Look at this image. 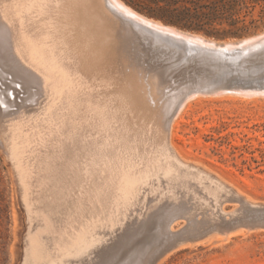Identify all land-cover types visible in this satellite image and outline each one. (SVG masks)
I'll return each instance as SVG.
<instances>
[{
	"label": "rangeland",
	"instance_id": "rangeland-1",
	"mask_svg": "<svg viewBox=\"0 0 264 264\" xmlns=\"http://www.w3.org/2000/svg\"><path fill=\"white\" fill-rule=\"evenodd\" d=\"M123 1L129 6L133 7L135 10L149 17L161 20L166 24L174 25L190 32L205 35L208 38L219 42L238 41L264 32V0H240L236 4H233L231 0H201L198 5H224L223 8L225 11H227V15L225 17L221 19H215L211 21V23H204V21H201V19L196 17H189L186 19L184 18L182 19V23H174L162 18L165 17L175 20L177 19L176 14L178 11H184L185 8L188 7H191L192 11H194L195 4L189 0ZM231 13H234V15L231 16ZM109 14L110 22L112 24L129 28V25L126 21L114 15V13ZM233 20H238V22L236 24H232ZM197 25H203L204 28L209 29L210 32L198 29ZM236 27L244 28L236 34L232 32H224L235 29ZM70 29H72V26L66 27L68 44L72 43V40L74 41L73 36L72 38L70 36L73 34V30ZM3 45V48H0V54H3V52L6 53L8 49L6 44ZM147 46L148 45L143 47L145 50L138 51L132 43H127L125 45V55L130 59H139V62L145 66H148V64L150 65L151 63L150 66H152V68L163 72L160 74V76L165 79L167 86L155 89V96L151 101L153 96L150 95V90L143 87V74L140 75V77H142L140 78L141 80L139 79L142 85L133 83L126 77H120L121 74L118 70L119 68H117V61L112 62L109 65H105L103 68L95 71L98 73V75L95 74V72H91V76L90 74H87V76L91 78V89H85L83 94L80 95V101H75L70 107H65L63 109L64 121L60 129L54 130L51 135H47L45 142L38 146L36 150L37 156L32 158V162H34V166L32 167V175L34 177L31 178L32 185H28V187L27 185H25V187L21 186L17 181L12 160L9 159L10 157H8V151L6 152L10 145V131L8 129L9 124L12 121L20 119L19 114L22 113L19 112L20 110H28L27 114L25 115L26 120L31 116L38 115L40 111H42V106L45 103V94L35 83H31L32 87L34 86L35 88H30V84H21L23 80L12 75L13 72L9 67L10 64L6 65L9 63V60L5 58L0 61V71L2 72L1 75H3L0 76V89L3 87L6 88H3L0 91V101L2 102H0V107L3 111L8 113H6L7 115L4 117L3 115L2 117L0 115V119L2 118L0 120V125L2 126H0V130L2 129L0 134L4 135H1L3 138L0 136V264H25L27 254L29 256V261L26 264H264V92L252 91L254 94H248L250 91H247L246 89H221L219 91H212L211 88L214 84L218 83L223 86L225 77H231L232 74H229V71L225 70L227 67H219L216 65L215 61H211L210 64L203 65L204 63H209V60H205L201 57L196 59H187L183 56V54L180 53L179 50L170 49L163 45H159L155 49ZM5 53L3 55H6ZM143 53H149L146 56L147 58L145 57L143 59V55H141ZM245 58H247V61L244 62V67L246 66L249 69L248 72H251L252 74H259L264 71V43L256 47L251 53L245 55ZM4 62L6 64H4ZM196 65L198 66L196 67ZM6 66L10 69H7ZM237 67L243 69V66L240 67L237 65ZM149 74L150 72L146 73L144 78L145 81L148 79ZM4 75L6 77H4ZM102 75L105 76L103 77ZM2 77L5 78V80L7 79L6 82L10 80L11 83H6L5 80H1L3 79ZM245 78L249 79L248 77ZM93 82H96V84ZM98 82L102 83L99 84ZM3 83L5 86H2ZM6 84L11 88L9 89L6 87ZM24 84L26 87L29 86V89L25 88L26 90L28 89V92L31 90L33 91V89L36 91H31L28 94V92H25L23 89ZM199 86L206 88L207 91L199 92L195 97L191 98L175 118L171 127V144L176 147L175 150L181 159L199 166L205 171L210 172L215 177H219L225 183H227V185L237 190L239 194H236L235 192L226 188L220 190L218 196L216 197L210 194V191H205L206 189L210 190L211 181L206 178V174L203 172L195 173L181 170L180 168L173 166L171 162L168 163L162 158L159 159L160 161L158 160L159 166L156 165L158 168L156 166L155 168L153 166L154 164L151 166L149 162L146 161V152L155 150L159 146L161 134L160 131L155 133L153 130V127L157 125L156 119L154 118L153 120V117L151 116H148V118L146 114L142 115L143 111L144 113L148 112L147 106H142L143 104L145 105L144 101H147L148 107H150V105L152 106L149 108V111L151 109L155 110L153 103L154 100H158V97L161 99L158 102L162 103V97L165 99L167 93L168 95H175L172 98L173 100L176 98V96L178 97L180 94H182L184 89H196V87ZM15 87H18L16 88L18 91L15 89ZM140 87L142 89L144 88L145 90H142ZM129 88L131 89L129 90ZM158 89L162 91L160 92ZM3 91L6 92L3 93ZM88 91H90V93H88ZM98 91L100 93H98ZM6 93L7 96L9 95L8 97L12 99V103L15 102L17 97L16 102L11 104V107L8 103L3 102V95L5 96ZM24 93L26 95V100L24 99ZM38 93H42L41 96H39ZM20 94L22 96H20ZM102 95L105 96L103 97ZM148 95L150 96L148 97ZM156 95H158L157 98ZM23 96L24 98H20ZM100 96L102 99H100ZM120 96H123L125 101H129L128 98L130 97L129 99H131V102H121V99H119ZM36 97L38 99H36ZM124 98H122V101H124ZM117 99H119V101ZM20 100L23 101L19 102ZM134 100H136V103H133ZM100 101L102 103H100ZM30 102H33L34 104H31ZM128 104H130L132 107H129ZM135 106L139 107L136 108L137 111ZM140 107H143V111L140 109ZM31 108H33V111H31ZM3 118L4 120L6 119V121H4ZM141 121V126H146L144 127L145 129L140 126ZM2 123H4L6 126H4ZM133 123L135 127L133 126ZM147 123H150L148 125L149 127H147ZM124 124L129 126L127 131H125L126 128L124 130L126 134L121 135L122 131H120V133H117V131L119 132L118 128L121 129ZM136 127L141 130L137 129ZM106 128L108 129V133ZM135 130L136 132H134ZM110 134L112 135L110 136ZM118 134L119 138L121 136L120 139L117 136ZM151 135L153 137H151ZM113 136L117 137L115 138ZM124 136L125 140H127V138L129 139L127 142L130 145L128 148H123L124 150H122L123 145L120 143V140L123 139ZM145 136L146 138H144ZM112 137L113 140L111 139ZM147 138L149 139L147 140ZM114 140H117L116 142L119 143H115ZM130 140L132 141V144ZM4 143L6 144L7 148L5 147ZM116 144L119 147L122 146L119 148V151ZM112 145L113 147L115 146V149H111ZM136 147L139 148L137 149ZM157 149L156 151H158ZM127 150L130 152V154L127 152ZM108 152H111V154H108ZM142 152L144 157L142 156ZM92 153L94 154L92 155ZM118 153H120L119 156H117ZM112 155L114 156L113 158ZM126 155L128 157H126ZM129 155H134V157H131L133 159L135 158L134 161H136V164H139L140 166L133 164L135 165L133 167L131 163L135 162L132 158H129ZM89 158H93L91 159L92 161H90ZM125 158L129 162H127ZM141 158L143 160H141ZM106 159L109 160L106 161ZM111 159H114L113 162ZM123 162L126 164H124V168L126 170L128 169L127 171H129V168L132 167L133 169H136L137 171L134 170V172L136 171L135 174L132 170L130 171L133 172V174H131L130 171L127 172L122 167ZM108 163L109 165H107ZM111 163L114 165V168L110 167L113 166ZM116 163H119L122 166ZM144 163L148 169L140 168V172L137 167L144 166ZM162 163H164V165ZM127 164L132 167L127 168ZM150 166L154 169H150ZM116 167H119V169ZM122 169L124 170L122 171ZM67 171L70 174L67 173ZM93 171H97V175H94L95 173ZM122 172H127L129 174L127 175L126 173L125 177V174ZM91 173L93 175H91ZM121 174H123L124 177H122L123 175ZM115 175L117 177L119 176L117 178L119 180L116 179ZM68 176L70 179H67ZM93 176L97 177V179ZM104 177H107L108 181H106L107 178ZM204 177L206 179H204ZM197 178L201 180L203 179L202 182L204 184L201 182V180H197ZM107 183H111V185L113 183V185L111 186ZM114 185H116V188L118 186L122 187H119L117 190L115 187H113ZM205 186L209 187V189ZM171 187H173V189ZM106 188H108L107 191L105 190ZM110 188L114 191L115 195H113L114 193H111L112 190ZM23 189L26 190V192L24 191L23 193ZM121 190L124 192H121ZM184 190L187 191L185 192ZM85 191L88 192L85 193ZM104 192L110 193L107 195ZM26 193L28 194L25 195ZM57 194L59 196H57ZM122 194L124 198L122 197ZM95 195L97 196L95 197ZM104 195L106 198L107 196H111L113 198L110 197L108 200H106V198H102ZM115 196H117L116 198L120 196V198L117 199L118 201L116 200ZM112 201H114V205L111 204ZM177 201L182 203L180 204ZM103 203L106 205V207H109L108 210L104 209L106 207ZM107 203L108 205H111L107 206ZM169 203L170 206H168ZM161 205L164 207L162 208ZM110 206H113V208H115L114 206H117L116 209L118 207L119 208L117 210L114 209V211L116 210L114 212L113 209L111 211ZM174 206H178L179 209L177 210V208ZM29 207L32 209L30 210ZM95 208L99 209V211H96ZM221 208H223L224 211H222ZM93 209L95 210L93 211L95 214L97 212L96 215L93 214V212L91 213ZM160 209L164 214L160 212ZM30 211L32 215L30 214ZM79 211L80 215L78 213ZM183 211L185 214H182L184 213ZM98 213L100 215H98ZM165 213L171 215H166ZM215 213L219 217L220 222L225 220H243L241 221V224L230 231L233 232V234L226 240H220L219 238L215 237L208 238L213 234L222 233L221 230L210 231L205 227H201L193 231L190 230V219L202 221L206 217L214 216ZM86 214L89 215V218L88 216H85ZM49 215L50 217H48ZM81 215H84V219ZM72 216L75 218L73 219ZM75 219L77 222H80V224H75ZM86 219L88 220L89 224H82V222H87ZM34 221L40 226L44 225V227L36 225ZM33 225L36 226V229L33 227ZM48 225L50 227H48ZM73 227L74 230L79 229V231L75 230L77 231L75 232ZM50 228L53 230H48L50 233L48 234L46 229ZM67 228L68 231H66ZM32 229H35V231L38 232L34 233ZM39 229L44 230L40 231ZM54 229H56V232L52 235V232L55 231ZM39 231L42 233H39ZM58 231H61L60 235ZM124 232H126V235ZM161 232H164L162 233L163 235H160ZM118 233L120 234V237L118 236ZM62 236H64V238ZM65 236L68 238L66 239ZM125 236L126 238H124ZM141 237L143 238L141 239ZM144 238L145 240H143ZM119 239L121 240L119 241ZM60 242H64L65 244L63 243L61 246ZM29 243L33 245L31 246ZM54 244H57V246L59 245L58 247L64 249L62 250L59 248L61 251L58 252L59 249L54 247ZM110 244L112 246H123L124 249L127 250L126 258L122 260L121 253L118 250L109 251L110 253L105 252L102 254V248L105 245L111 246ZM142 246L143 253L145 252L147 254L145 256L146 259H143V262L140 261L141 256H139L138 252L139 248ZM158 246H160V249ZM55 249H57V251ZM46 250L48 251L46 252ZM54 250L55 253H53Z\"/></svg>",
	"mask_w": 264,
	"mask_h": 264
},
{
	"label": "bare ground",
	"instance_id": "bare-ground-1",
	"mask_svg": "<svg viewBox=\"0 0 264 264\" xmlns=\"http://www.w3.org/2000/svg\"><path fill=\"white\" fill-rule=\"evenodd\" d=\"M109 13H114V15L120 17L122 20L126 21L129 25V28H125L123 26H119V25H114L110 22V14ZM68 26H72L73 30V34H71V38L73 36L74 41L72 40V43L68 44L67 41V30L66 27ZM66 30V31H65ZM81 39V40H80ZM83 40V42H82ZM144 40V42H143ZM70 42V40H69ZM127 43H132L133 46L136 48V50L138 51H143L145 49H143V47H146V45L152 47L153 49H155L157 46L159 45H163L165 47H168L170 49H175V50H179L181 54H183L184 57H186L187 59H196L198 57H201L205 60H209V63H204L205 64H210L211 61H215L216 65L219 67H224L227 69H225L226 71H229V74H232L230 78H227L228 76L225 77L224 79V85L221 86L220 84L216 83L212 86L211 90L212 91H219L221 89H246L248 92V94H254V92L252 91H262L264 92V71H262L259 74H252L251 72H248L249 69L245 66L244 67V62L247 61V58H245V55L251 53L256 47H258L259 45L264 43V32L254 35L252 37H248V38H244L242 40H238V41H225V42H219V41H215L212 40L210 38H208L205 35H200L194 32H190L184 29H181L177 26L174 25H170V24H166L161 20L149 17L145 14H142L141 12L135 10L133 7L129 6L128 4H126L123 0H0V48L2 49L4 46L3 44H6L7 46V51L6 53L3 52V54L5 53L6 55L0 54V61L3 59H7L9 60V63L6 64L4 62V64L9 65L10 64V68L13 72L12 75H14L15 77H18L19 79H22L21 84L25 83V84H30L31 83H35L40 87V90L42 92H44L45 94V103L42 106V111H40V113L36 116H31L29 119H25V115L27 114V109L25 110H20L19 112H22L21 114H19L20 119L16 120V121H12L9 124V131H10V145L8 150H6V152L9 154L8 157H10L9 159L12 160V164L14 166L13 169H15V173L17 176V181L19 182V184L23 187H25V185H32V181L31 178L34 177L32 175L33 172V166H34V162H32V158H35L37 156L36 150L38 148L39 145H42L45 142V139H47V135H51L54 130H59L62 123H63V109L65 107H70L73 102H78L80 101V95L83 94L85 89L90 90L91 89V85L90 84V79L89 76H87V74L89 75L91 72H95L98 71V69L103 68L105 65H109L112 62L117 61L118 62V70L120 71V77H126L127 79L131 80L133 83L136 84H140L142 85V83H140L139 79L142 78L140 77L141 74H143V87H145L146 89L150 90V95L153 96V98L151 99V101L154 99L155 96V89L160 88V87H166L167 84L165 82V79L163 77L160 76V74H162L163 72L158 71L154 68H152L151 63L150 65L148 64V66L142 65L139 62V59H130L128 58V56L125 55V45ZM147 46V47H148ZM147 51V50H146ZM1 53V50H0ZM141 53V52H139ZM147 54L149 53H143L141 55H143V59L147 56ZM147 58V57H146ZM242 59V60H241ZM241 60V61H240ZM240 61V62H239ZM200 64V63H199ZM198 64V65H199ZM1 65V64H0ZM196 65V67L198 66ZM237 65H239L240 67L243 66V69L237 67ZM208 66V65H207ZM7 67V66H6ZM5 67V68H6ZM9 67H7V69H10ZM201 67V66H200ZM204 67V66H203ZM199 68V67H198ZM208 68V67H207ZM3 69V66H2ZM204 69V68H202ZM241 69V70H240ZM10 70V73H11ZM6 72V71H4ZM150 72L148 79L145 81L144 78L146 76V73ZM233 72H237V73H233ZM1 71H0V76L1 75ZM92 74V73H91ZM90 74V76H91ZM95 74L98 75V73L95 72ZM102 74V73H101ZM100 74V75H101ZM174 74V73H173ZM228 74V75H229ZM11 75V76H12ZM99 75V76H100ZM9 76V75H8ZM7 76V77H8ZM12 76V77H14ZM98 76V77H99ZM103 77L105 75H102ZM4 77H6L4 75ZM10 77V78H12ZM101 77V76H100ZM102 77V78H103ZM245 77H248L249 79H246ZM3 78V77H2ZM9 78V79H10ZM8 79V80H9ZM13 79V78H12ZM11 79V80H12ZM16 79V78H15ZM14 79V80H15ZM94 79V78H93ZM124 79V78H123ZM262 79V80H259ZM1 80H5V78L1 79ZM7 80V79H6ZM5 80V82H6ZM141 80V79H140ZM3 82V81H1ZM11 83L10 80L7 81L6 83ZM19 82V83H20ZM128 82V81H127ZM142 82V81H141ZM255 82V83H254ZM15 83V82H14ZM17 83V84H19ZM96 84V82H93ZM99 83V82H98ZM102 83V82H101ZM99 83V84H101ZM111 83V82H110ZM124 83V82H123ZM130 83V82H129ZM128 83V84H129ZM20 84V85H21ZM24 84V91L28 92L27 90L29 89V86H25ZM103 84H104V80H103ZM108 84V83H107ZM113 84V83H112ZM127 84V83H126ZM4 85V83L2 84V86ZM110 85V84H109ZM5 86V85H4ZM116 86V85H115ZM128 86V85H127ZM126 86V87H127ZM1 87V86H0ZM6 87H8L9 89L11 88L9 85L6 84ZM19 87V86H18ZM18 87H15L18 88ZM34 87V86H33ZM32 85L30 88H33ZM103 87V86H102ZM105 87V86H104ZM107 87V86H106ZM112 87V86H111ZM130 87V86H129ZM4 89H6L5 87H3ZM2 88V89H3ZM25 88H28L27 90ZM35 88V87H34ZM37 88V87H36ZM110 88V87H109ZM128 88V87H127ZM141 88V87H140ZM0 89V91L2 90ZM14 89V87H13ZM12 89V90H13ZM20 89V88H19ZM99 89V88H98ZM97 89V90H98ZM102 89V88H101ZM104 89V88H103ZM113 89V88H111ZM131 88H129L130 90ZM142 89V88H141ZM144 89V88H143ZM142 89V90H143ZM17 90V89H16ZM14 90V91H16ZM35 89H33L34 91ZM39 90V88H38ZM39 90V91H40ZM96 90V89H95ZM122 90V89H121ZM127 90V89H126ZM145 90V89H144ZM9 91V90H8ZM18 91V90H17ZM32 91V90H31ZM30 91V92H31ZM32 91V92H33ZM36 91V90H35ZM110 91V90H109ZM113 91V90H112ZM158 91H162L159 90ZM207 91L206 88H203L201 86L196 87V89H190L188 90V88L184 89V92L182 94H180L178 97L176 96V98H174L172 100V98L175 96L173 94L165 96V99L162 97V103H159L158 101L161 100L159 99L158 95H156V98L158 97V100H154V109H151L149 111V108H151L152 106L150 105V107H148V103L147 101H144L145 105L143 104L142 106H147L148 108V112L143 111V107L140 109H142L143 113L142 115L146 114L147 117L151 116L153 117L152 119L154 120V118L156 119L157 125H155V127H153L154 132L157 133L158 131H160L161 134V141L159 143V146L156 148L158 151L155 150H151L150 152H146L147 154H145V158L146 161L149 162V164L155 167L156 165L159 164L158 160L159 159H164L165 161H167L168 163L171 162V164H173V166L180 168L181 170L184 171H191V172H195V173H199V172H203L204 174H206V178L211 181L210 184V190H205V191H210L209 193L214 195V196H218L220 190L222 189H226L228 188L229 190L235 192L236 194H239L237 190L233 189L231 186L227 185V183H225L222 179H220L219 177H215L213 176L210 172L205 171L204 169L200 168L197 165H194L192 163L186 162L183 159L180 158V156L178 155V153L176 152V147L174 145L171 144V127L172 124L175 120V118L178 116V114L180 113V111L182 110V108L185 106V104L193 97H195L197 95V93L199 92H205ZM6 92V91H5ZM3 91V93H5ZM11 92V91H10ZM9 92V94H10ZM28 92V94L30 93ZM95 92V91H94ZM125 92V91H124ZM146 92V91H145ZM143 92V93H145ZM176 92V91H175ZM12 93V92H11ZM16 93V92H15ZM23 93V92H22ZM88 93H90V91H88ZM97 93V92H95ZM98 93H100L98 91ZM113 93V92H112ZM130 93V92H129ZM42 94V93H41ZM41 94L38 93L39 96H41ZM103 94V93H102ZM120 94V92H119ZM141 94V93H140ZM148 94V93H147ZM146 94V95H147ZM179 94V92H178ZM17 95V94H15ZM19 95V93H18ZM25 95V93H24ZM34 95V94H33ZM107 95V94H106ZM123 95V94H122ZM148 95V97L150 96ZM161 95V94H159ZM9 96V95H8ZM6 95H3V102L8 103L11 107V104L15 103V102H11L12 99H10L9 97ZM20 96H22L20 94ZM38 96V98H39ZM43 96V95H42ZM96 96V95H95ZM98 96V95H97ZM103 96V95H102ZM105 96V95H104ZM103 96V97H104ZM131 96V95H130ZM143 96V95H142ZM151 96V97H152ZM164 96V95H163ZM5 97V98H4ZM14 97V99H15ZM28 97V95H27ZM30 97V95H29ZM101 97V96H100ZM127 97V96H126ZM132 97V96H131ZM147 97V96H145ZM20 98H24L20 97ZM19 98V99H20ZM36 97V99H38ZM44 98V96H43ZM122 98H124L123 96H120L119 99H121V102H131V99L128 98L129 101H122ZM26 100V95L25 98ZM32 99V98H31ZM84 99V97H83ZM102 99V97L100 98ZM119 99H117L119 101ZM127 99V98H126ZM143 99V98H142ZM141 99V101H142ZM42 100V99H40ZM44 100V99H43ZM82 100V99H81ZM93 100V99H92ZM140 100V99H139ZM137 100V101H139ZM23 101V100H22ZM21 100L19 102H22ZM29 101V99H28ZM36 101V100H35ZM149 101V98H148ZM1 102V101H0ZM41 102V101H40ZM2 103V102H1ZM4 103V104H5ZM31 103V102H30ZM33 103V102H32ZM31 103V104H32ZM100 103H102L100 101ZM115 103V102H114ZM124 103V104H125ZM133 103H136V100H134ZM140 103V102H139ZM151 103V104H152ZM18 104V103H17ZM29 104V103H28ZM34 104V103H33ZM131 104V103H130ZM130 104H128L129 107ZM150 104V102H149ZM122 105V104H121ZM7 106V105H6ZM13 106V105H12ZM18 106V105H17ZM25 106V105H23ZM36 106V105H33ZM41 106V105H40ZM108 106V105H107ZM113 106V105H112ZM134 106V105H133ZM15 107V106H14ZM20 107V106H19ZM22 107V106H21ZM27 107V106H26ZM18 108V107H16ZM23 108V107H22ZM20 108V109H22ZM39 108V107H38ZM122 108V107H121ZM128 108V107H127ZM139 108L135 106V109ZM146 108V107H145ZM146 108V109H147ZM33 108H31V111ZM129 109V108H128ZM127 109V110H128ZM134 109V108H133ZM11 110V109H9ZM8 110V111H9ZM19 110V109H18ZM30 110V109H29ZM79 110V109H78ZM120 110V109H119ZM12 111V110H11ZM85 111V110H84ZM129 111V110H128ZM137 111V109H136ZM141 111V112H142ZM120 112V111H119ZM124 112V111H123ZM126 112V111H125ZM131 112V111H130ZM6 111H3L0 107V115L2 117L7 115ZM118 113V112H117ZM13 114V112H12ZM29 114V112H28ZM104 114V113H103ZM122 114V113H121ZM18 115V114H17ZM88 115V114H87ZM123 115V114H122ZM126 115V114H125ZM141 115V116H142ZM10 116V115H9ZM74 116V115H73ZM78 116V115H77ZM95 116V115H94ZM93 116V117H94ZM134 116V115H133ZM75 117V116H74ZM91 118V117H90ZM139 118V117H137ZM149 118V117H148ZM2 119V118H1ZM0 119V120H1ZM11 119V118H10ZM99 119V118H98ZM4 120V118H3ZM83 120V119H82ZM81 120V121H82ZM125 120V119H124ZM151 120V119H150ZM149 120V121H150ZM165 120V121H164ZM6 121V119L4 120ZM68 121V120H67ZM96 121V120H94ZM130 121V120H128ZM3 122V121H2ZM124 122V121H123ZM122 122V123H123ZM126 122V121H125ZM131 122V121H130ZM137 122V121H136ZM145 122V121H144ZM152 122V121H151ZM78 123V122H77ZM140 123V122H139ZM4 124V123H2ZM66 124V123H65ZM71 124V123H70ZM86 124V123H85ZM84 124V125H85ZM95 124V123H93ZM130 124V123H129ZM146 124V123H145ZM150 123H147V127H149ZM152 124V123H151ZM83 125V126H84ZM92 125V124H91ZM97 125V124H96ZM119 125V124H118ZM137 125V124H136ZM142 125V121L140 123V126ZM1 126V125H0ZM4 126H6L4 124ZM71 126V125H70ZM129 126V125H128ZM128 126L126 124H124L122 126V128H118L119 132L117 131V133H120V131H122L121 135L126 134L124 132L125 128L127 131ZM134 126V123H133ZM2 127V126H1ZM82 127V126H81ZM135 127V126H134ZM142 127V126H141ZM140 127V128H141ZM146 127V126H144ZM142 127V128H144ZM8 128V127H6ZM96 128V127H95ZM115 128V127H114ZM137 128V127H136ZM91 129V128H90ZM131 129V128H130ZM139 129V128H137ZM136 129V130H137ZM145 129V128H144ZM149 129V128H148ZM2 130V129H1ZM0 130V131H1ZM4 130V129H3ZM82 130V129H81ZM80 130V132H81ZM88 130V128H87ZM94 130V129H93ZM107 133H108V129L106 128ZM111 130L113 131V129L111 128ZM136 130L134 132H136ZM141 130V129H139ZM5 131V130H4ZM130 131V130H129ZM144 131V130H143ZM65 132V130H64ZM88 132V131H87ZM104 132V131H103ZM115 132V131H114ZM1 133V132H0ZM4 133V132H3ZM112 133V132H111ZM141 133V132H140ZM149 133V132H148ZM152 133V132H151ZM150 133V134H151ZM81 134V133H80ZM83 134V133H82ZM116 134V133H114ZM113 134V135H114ZM132 134V133H131ZM146 134V133H145ZM3 134H0V136ZM112 134H110L111 136ZM140 135V134H139ZM155 135V134H154ZM4 136V135H3ZM3 136H1L3 138ZM119 138V134L117 135ZM117 136H113V137H117ZM149 136V135H148ZM156 136V135H155ZM154 136V137H155ZM6 137V136H5ZM113 137L111 138L113 140ZM150 137V136H149ZM151 137H153L151 135ZM121 138V136H120ZM119 138V139H120ZM130 138V137H129ZM146 138V136L144 137ZM143 138V139H144ZM80 139V138H79ZM124 139V140H123ZM123 139H121L120 143L123 145L120 146L122 147V150H124L123 148H128L130 144H128V138L127 140H125V136L123 137ZM132 139V138H130ZM137 139V138H136ZM134 139V140H136ZM149 138H147L148 140ZM155 139V138H153ZM140 140V139H139ZM142 140V139H141ZM146 140V139H145ZM69 141V140H68ZM98 141V140H97ZM109 141V140H108ZM106 141V142H108ZM117 140H114L115 143H119L116 142ZM131 141V140H130ZM47 142V141H46ZM79 142V141H77ZM110 142V141H109ZM108 142V143H109ZM144 142V141H143ZM155 142V140H154ZM86 143V141H85ZM141 143V142H139ZM139 143H135V144H139ZM5 144V143H4ZM66 144V143H65ZM113 144V143H112ZM120 144V145H121ZM132 144V141H131ZM134 144V141H133ZM152 144V143H151ZM3 145V144H2ZM77 145V144H76ZM105 145V143H104ZM111 145V144H110ZM117 145V144H116ZM67 146V145H66ZM72 146V145H71ZM108 146V145H107ZM118 146V145H117ZM174 146V147H173ZM6 147V144H5ZM118 146V151L119 148ZM7 148V147H6ZM114 148L115 146L111 147V149ZM131 148V147H130ZM134 148V147H133ZM137 149L139 147H136ZM135 148V149H136ZM85 149V148H84ZM136 149V151H137ZM72 150V149H71ZM101 150V148H100ZM109 150V149H107ZM5 151V150H4ZM58 151V150H57ZM70 151V150H69ZM96 151V150H95ZM110 151V150H109ZM39 152V151H38ZM71 152V151H70ZM112 152V150H111ZM111 152L108 154H111ZM127 152L130 154V152L127 150ZM43 153V152H42ZM63 153V152H62ZM78 153V152H77ZM96 153V152H95ZM101 153V151H100ZM98 153V154H100ZM114 153V152H113ZM117 153V152H116ZM121 153V152H120ZM117 154V156H119V154ZM124 153V152H123ZM140 153V152H139ZM136 153V154H139ZM67 154V153H66ZM80 154V153H78ZM94 153H92L93 155ZM102 154V153H101ZM107 154V152H106ZM104 154V155H106ZM122 154V153H121ZM127 154V153H126ZM132 154V153H131ZM41 155V154H40ZM103 155V156H104ZM114 155V154H113ZM112 155V158L114 157ZM123 155V154H122ZM121 155V156H122ZM110 156V155H109ZM124 156V155H123ZM132 156V155H131ZM129 155V158L134 157V155L131 157ZM142 156L143 152H142ZM94 157V156H93ZM100 157V156H99ZM126 157H128L126 155ZM109 158V157H108ZM78 159V158H77ZM91 159L93 158H89L90 161H92ZM115 159V158H114ZM114 159H111L112 162ZM124 159V158H123ZM126 159V158H125ZM133 159V158H132ZM80 160V158H79ZM95 160V159H94ZM97 160V158H96ZM95 160V161H96ZM105 160V159H104ZM109 159H106V161ZM121 160V158H120ZM127 160V159H126ZM135 160V158L133 159V161ZM136 160H140V159H136ZM141 160H143L141 158ZM77 161V160H76ZM89 161V162H90ZM98 161V160H97ZM100 161V160H99ZM125 161V160H123ZM160 161V160H159ZM73 162V161H72ZM88 162V163H89ZM127 162H129L127 160ZM132 162V161H131ZM135 163H131L136 164V161H134ZM142 162V161H140ZM58 163V162H57ZM99 163V162H98ZM103 163V162H102ZM106 163V162H105ZM139 163V162H137ZM143 163V162H142ZM141 163V165H142ZM87 164V163H86ZM101 164V163H100ZM119 164V163H116ZM125 162H123V166L121 165L123 168ZM130 164V163H129ZM147 164V162H146ZM148 164V165H149ZM164 165V163H162ZM167 164V163H165ZM170 164V165H171ZM98 165V164H97ZM96 165V166H97ZM109 165V163L107 164ZM111 165H113L111 163ZM128 165V164H127ZM137 166H140L139 164H136ZM88 166V165H87ZM135 165H133L134 167ZM144 166L145 163H144ZM137 167V169L140 168H147L148 167ZM151 166L149 167L150 169H154L151 168ZM159 166V165H158ZM158 166H156L158 168ZM169 166V165H168ZM75 167V165H74ZM99 167V166H98ZM114 168L113 166H110ZM132 167V166H127V168ZM129 168L130 170H132L134 172L133 169ZM155 167V168H156ZM95 168V166H94ZM101 168V167H100ZM104 168V167H103ZM102 168V169H103ZM109 168V167H108ZM117 168V167H116ZM166 168V166H165ZM65 169V168H64ZM67 169V168H66ZM82 169V168H81ZM93 169V168H92ZM105 169V168H104ZM119 169V167L117 168ZM125 169V168H124ZM122 169V171L124 170ZM146 169V170H147ZM149 169V170H150ZM60 170V169H59ZM69 170V169H68ZM99 170V169H98ZM97 170V171H98ZM101 170V169H100ZM107 170V167H106ZM105 170V171H106ZM111 170V168H110ZM109 170V172H110ZM126 170V169H125ZM128 170V169H127ZM126 170V171H127ZM129 170V171H130ZM146 170H142V171H146ZM194 170V171H193ZM92 171V170H90ZM89 171V172H90ZM96 172H94V175H97ZM104 171V170H103ZM119 171V170H116ZM115 171V172H116ZM127 171V172H129ZM137 171V170H136ZM135 171V172H136ZM88 172V171H87ZM92 172V173H93ZM113 172V171H112ZM127 172H122L123 174H125L126 177V173ZM133 172L130 171L131 174H133ZM134 172V174H135ZM141 172V171H140ZM154 172V171H153ZM152 172V174H153ZM182 172V171H181ZM190 172V173H191ZM67 173H69L67 171ZM91 173V175H93ZM118 173V172H117ZM139 173V172H137ZM136 173V174H137ZM189 173V174H190ZM66 174V173H65ZM70 174V173H69ZM87 174V173H86ZM110 174V173H109ZM120 174V173H119ZM121 174V175H123ZM129 173H127L128 175ZM145 174V172H144ZM148 174V173H147ZM146 174V175H147ZM63 175V174H62ZM106 175V174H105ZM118 175V174H117ZM156 175V174H155ZM201 175V174H199ZM47 176V175H46ZM114 176V175H113ZM116 176V175H115ZM148 176V175H147ZM157 176V175H156ZM184 176V175H183ZM73 177V176H71ZM77 177V176H76ZM94 178L97 179V177L93 176ZM119 177V176H118ZM116 176V179L118 178ZM124 177V175L122 176ZM121 177V178H122ZM203 177V175H202ZM78 178V177H77ZM107 178V177H104ZM115 178V177H112ZM120 178V180H121ZM182 178V177H181ZM185 178V177H184ZM204 177V179H206ZM67 179H70V177L68 176ZM90 179V178H89ZM95 179V180H96ZM153 179V178H152ZM160 179V178H159ZM199 178H197L198 180ZM104 180V179H103ZM115 180V179H114ZM119 180V179H117ZM181 180V179H180ZM185 180V179H184ZM196 180V181H197ZM201 180V179H199ZM203 180V179H202ZM201 180V182H202ZM41 181V180H40ZM69 181V180H68ZM106 181H108V178L106 179ZM111 181V180H109ZM176 181V180H175ZM182 181V180H181ZM187 181V180H185ZM60 182V181H59ZM63 182V181H62ZM91 182V181H90ZM89 182V183H90ZM105 182V181H104ZM103 182V183H104ZM113 182V181H111ZM121 182V181H119ZM171 182V181H170ZM174 182V181H173ZM194 182V181H193ZM200 182V183H201ZM88 183V182H87ZM86 183V184H87ZM93 183V182H92ZM150 183V182H148ZM187 183V182H186ZM199 183V184H200ZM203 183V182H202ZM209 183V182H208ZM102 184V183H101ZM110 184L111 183H107ZM106 184V185H107ZM116 184V183H115ZM120 184V183H119ZM170 184V183H169ZM175 184V183H172ZM185 184V183H184ZM204 184V183H203ZM85 185V184H84ZM109 185V186H110ZM113 185V183H112ZM111 185V186H112ZM121 185V184H120ZM154 185V184H153ZM152 185V186H153ZM207 185V184H205ZM116 185H114L113 187H115ZM171 186V185H169ZM209 186V185H208ZM26 187V188H27ZM91 187V186H90ZM96 187V186H94ZM93 187V188H94ZM107 187V186H106ZM119 187L122 186H118L116 189L118 190ZM149 187V186H148ZM147 187V189H148ZM197 187V186H196ZM206 187V186H205ZM24 188V189H26ZM48 188V187H47ZM92 188V189H93ZM112 188V187H111ZM110 188V189H111ZM114 188V190H115ZM124 188V187H123ZM173 189V187H171ZM198 188V187H197ZM209 189V187H206ZM22 189V188H21ZM23 189V193L24 191L26 192V190ZM28 189V188H27ZM181 189V188H180ZM52 190V189H51ZM91 190V189H90ZM97 190V189H95ZM106 191L108 190V188L105 189ZM112 190V189H111ZM198 190V189H197ZM113 191V190H112ZM111 193H114V191ZM120 191V190H119ZM169 191V190H168ZM185 191V190H184ZM187 191V190H186ZM185 191V192H186ZM196 191V190H195ZM20 192V191H19ZM20 192V193H22ZM28 192V191H27ZM88 192V191H87ZM85 191V193H87ZM92 192V191H91ZM94 192V191H93ZM116 192V191H115ZM121 192H124L121 190ZM201 192V191H200ZM64 193V192H63ZM90 193V191H89ZM88 193V194H89ZM96 193V192H95ZM102 193V192H101ZM107 195L110 193L104 192ZM28 193H26L25 195H27ZM46 194V193H45ZM92 194V193H91ZM125 194V193H124ZM184 194V193H183ZM20 195V194H19ZM30 195V194H29ZM76 195V194H75ZM101 195V194H100ZM106 195V196H107ZM111 195V194H110ZM115 195V193L113 194ZM22 196V195H21ZM53 196V195H52ZM57 196H59L57 194ZM79 196V195H78ZM97 195H95L96 197ZM210 196V195H209ZM46 197V196H45ZM68 197V196H67ZM73 197V196H72ZM111 197V196H110ZM110 197L107 196V198L102 197V198H106V200H108ZM117 196H115L116 198ZM123 197V194H122ZM93 198V197H92ZM113 198V197H111ZM114 198V200H115ZM120 198V196L118 197ZM116 198V200L118 199ZM124 198V197H123ZM188 198V197H187ZM22 199V198H21ZM26 199V198H25ZM72 199V198H71ZM76 199V198H75ZM88 199V198H87ZM86 199V200H87ZM186 199V198H185ZM23 200V199H22ZM29 200V199H28ZM33 200V199H32ZM31 200V201H32ZM74 200V199H73ZM89 200V199H88ZM91 200V199H90ZM104 200V199H103ZM113 200V199H112ZM123 200V199H122ZM61 201V200H60ZM118 201V200H117ZM182 201V200H180ZM184 201V200H183ZM246 202H248L247 200H245ZM54 202V201H53ZM58 202V201H57ZM107 202V201H106ZM110 202V201H109ZM108 202V203H109ZM114 201H112V205H114L113 203ZM116 202V201H115ZM120 202V201H119ZM176 202V201H175ZM178 202V201H177ZM185 202V201H184ZM183 202V203H184ZM28 203V202H27ZM68 203V201H67ZM73 203V202H72ZM76 203V202H74ZM86 203V202H85ZM92 203V201H91ZM107 206L111 205L109 204ZM173 203V202H172ZM180 203V202H178ZM182 203V202H181ZM180 203V204H181ZM253 203V202H251ZM29 204V203H28ZM32 204V202H31ZM97 204V203H96ZM104 204V203H103ZM174 204V203H173ZM89 205V203H88ZM117 205V204H116ZM123 205V204H122ZM208 205V204H207ZM32 206V205H31ZM36 206V205H34ZM101 206V205H99ZM98 206V208H99ZM104 206L106 207V205L104 204ZM170 206V203L169 205ZM205 206V205H204ZM33 207V206H32ZM41 207V206H40ZM71 207V206H70ZM74 207V206H73ZM115 208H113V206H110L111 211L113 209H116L117 206H114ZM122 207V206H121ZM156 207V206H155ZM162 207V205H161ZM164 207V206H163ZM162 207V208H163ZM176 207V206H174ZM30 208V207H29ZM39 208V207H38ZM119 208V207H118ZM117 208V209H118ZM177 210L179 209L178 206L176 207ZM32 208H30L31 210ZM51 209V208H50ZM57 209V208H56ZM102 209V208H101ZM104 209H109V207H106ZM116 209V210H117ZM169 209L171 210V208L169 207ZM184 209V208H183ZM58 210V209H57ZM96 211H99V209L95 208ZM94 209L91 211V213L93 211H95ZM115 210V211H116ZM163 210V209H162ZM202 210V209H201ZM206 210V209H205ZM222 211H224L223 208H221ZM251 210H256V209H251ZM66 211V210H65ZM85 211V210H84ZM90 211V209H89ZM101 211V210H100ZM106 211V210H104ZM110 211V212H111ZM114 211V212H115ZM185 211V210H184ZM183 211V212H184ZM188 211V210H186ZM64 212V211H62ZM82 212V211H81ZM108 212V211H107ZM106 212V213H107ZM109 212V213H110ZM160 212L163 213V211ZM165 212V210H164ZM182 212V211H181ZM44 213V212H43ZM66 213V212H65ZM80 215V211L78 212ZM83 213V212H82ZM81 213V214H82ZM87 213V212H85ZM100 213V212H99ZM98 213V215H100ZM113 213V212H112ZM177 213V212H176ZM188 213V212H187ZM31 214V211H30ZM46 214V212H45ZM71 214V213H70ZM89 214V212H88ZM93 214H95L93 212ZM92 214V215H93ZM97 214V212H96ZM95 214V215H96ZM103 214V213H102ZM108 214V213H107ZM111 214V213H110ZM164 214V213H163ZM166 214V213H165ZM182 214H185L182 213ZM32 215V214H31ZM37 215V214H36ZM41 215V214H40ZM39 215V216H40ZM63 215V214H62ZM124 215V214H123ZM166 215H171V214H166ZM34 216V215H33ZM60 216V215H59ZM65 216V215H64ZM63 216V217H64ZM77 216V214H76ZM82 216V215H81ZM84 216V215H83ZM82 216V217H83ZM88 216L89 215H85ZM91 216V215H90ZM104 216V215H103ZM110 216V215H109ZM173 216V215H172ZM175 216V215H174ZM196 216V215H195ZM46 217V216H44ZM43 217V218H44ZM50 217V215L48 216ZM73 219L75 218L74 216H72ZM93 217V216H92ZM98 217V216H97ZM107 217V216H106ZM113 217V216H112ZM119 217V216H118ZM154 217V216H152ZM53 218V217H52ZM86 218V217H85ZM111 218V217H109ZM37 219V218H36ZM66 219V218H65ZM77 219V217H76ZM75 219V224L80 222H77ZM84 219V217H83ZM91 219V218H90ZM99 219V218H98ZM190 219V218H189ZM241 219V218H240ZM64 220V219H63ZM87 220V219H86ZM85 220V221H86ZM243 219H241L242 221ZM33 221V220H32ZM61 221V220H59ZM92 221V220H90ZM113 221V220H112ZM168 221V220H167ZM189 221V220H188ZM50 222V221H49ZM57 222V221H56ZM32 223V222H31ZM35 223V221H34ZM58 223V222H57ZM72 223V222H71ZM88 220L86 223L82 224H87ZM101 223V221H100ZM149 223V222H148ZM36 225H38L37 223H35ZM45 224V223H44ZM49 224V223H48ZM70 224V223H69ZM74 224V225H75ZM89 224V223H88ZM47 225V224H46ZM45 225V226H46ZM71 225V224H70ZM69 225V226H70ZM73 225V223H72ZM71 225V226H72ZM83 225V226H84ZM101 225V224H100ZM221 222L219 221V217L217 216V214L215 213L214 216L211 217H206L204 218L202 221H196L195 219L191 220L190 219V230H195L201 227H205L207 229H209L210 231H220L221 228ZM32 226V224H31ZM40 226V225H38ZM44 227V225H41ZM40 226V227H41ZM79 226V225H77ZM95 226V223H94ZM33 227L36 226L33 225ZM47 227V226H46ZM48 227H50L48 225ZM52 227V226H51ZM80 227V226H79ZM77 227V228H79ZM82 227V226H81ZM110 227V226H109ZM39 228V227H38ZM53 228V227H52ZM71 228V227H70ZM97 228V227H96ZM35 229L33 230L34 233L36 232ZM61 229V228H60ZM59 229V230H60ZM63 229V227H62ZM40 230V229H39ZM44 230V229H41ZM40 230V231H41ZM47 232L48 230L52 231L53 229H46ZM55 231L52 232L53 233L56 232V229H54ZM74 230V227H73ZM77 231H79V229H75ZM74 230V231H75ZM81 230V229H80ZM32 231V233H33ZM39 233H42L40 232ZM68 231V228L67 230ZM73 231V232H74ZM75 231V232H77ZM99 231V230H98ZM163 231V230H162ZM38 232V231H37ZM36 232V233H37ZM59 235L61 233V231H58ZM70 232V231H69ZM67 232V233H69ZM74 232V233H75ZM165 232V231H164ZM161 232L160 235H163ZM167 232V231H166ZM244 232V231H243ZM38 233V235H39ZM63 233V231H62ZM72 233V232H71ZM102 233V232H101ZM120 233V232H119ZM118 233V234H119ZM126 235V232H124ZM160 233V232H159ZM168 233V232H167ZM45 234V233H44ZM48 234H50L48 232ZM57 234V233H56ZM55 234V235H56ZM64 234V233H63ZM73 234V233H72ZM71 234V236H72ZM122 234V233H121ZM233 234V232L230 231H224L222 233H216L213 234L212 236L208 237V238H219L220 240H226L228 239L231 235ZM32 235V234H31ZM30 235V236H31ZM34 235V234H33ZM66 235V234H65ZM124 235V234H123ZM165 235V234H164ZM170 235V234H169ZM29 236V237H30ZM37 236V235H36ZM40 236V235H39ZM69 236V235H68ZM69 236V237H71ZM120 237V234L118 235ZM168 236V235H167ZM171 236V235H170ZM34 237V236H33ZM38 237V236H37ZM43 237V235H42ZM55 237V236H54ZM64 238V236H62ZM66 237V236H65ZM36 238V237H35ZM49 238V237H47ZM68 237H66L67 239ZM126 238V236L124 237ZM143 237H141L142 239ZM165 238V237H163ZM170 238V237H169ZM31 239V238H29ZM51 239V236H50ZM49 239V240H50ZM72 239V238H71ZM75 239V238H74ZM122 239V238H121ZM119 239V241L121 240ZM166 239V238H165ZM207 239V238H206ZM27 240V239H26ZM59 240V239H57ZM145 240V238L143 239ZM31 241V240H29ZM53 241V240H52ZM62 241V240H61ZM82 241V240H81ZM80 241V242H81ZM126 241V240H125ZM147 241V240H146ZM165 241V240H164ZM163 241V242H164ZM59 242V241H58ZM166 242V241H165ZM173 242V241H172ZM61 243V246L62 242ZM66 243V240H65ZM64 243V244H65ZM68 243V242H67ZM97 243V242H96ZM160 243V242H159ZM30 244V243H29ZM120 244V243H119ZM123 244V243H122ZM158 244V243H157ZM31 246L33 244H30ZM35 245V244H34ZM55 245V244H54ZM111 245V244H110ZM167 245V244H166ZM172 245V244H171ZM59 246V245H58ZM57 244L54 246L57 249H59L60 247H58ZM137 246V245H136ZM135 246V248H136ZM44 247V246H42ZM96 247V246H95ZM160 249V246H158ZM50 248V247H49ZM53 248V246H52ZM134 248V249H135ZM39 249V248H38ZM57 249H55L57 251ZM62 249V248H60ZM58 250L61 251V250ZM64 249V248H63ZM62 249V250H63ZM154 249V248H152ZM42 250V249H41ZM55 250L53 253H55ZM120 251L121 253V259L124 260V258H126V252L127 250L124 249L123 246H108L105 245L101 252L102 254H104L105 252H109V251ZM156 250V248H155ZM30 251V250H29ZM45 251V250H44ZM48 250H46L47 252ZM158 251V250H157ZM45 252V254H46ZM139 256H141V260L140 261H144L143 259H146V253H143V246L141 248H139ZM150 252V251H149ZM50 253V252H48ZM110 253V252H109ZM137 254V253H136ZM141 254V255H140ZM149 254V253H148ZM152 254V253H151ZM153 255V254H152ZM155 255V254H154ZM106 256V255H105ZM109 256V255H108ZM157 256V255H156ZM45 257V256H44ZM53 257V256H52ZM77 257V256H76ZM114 257V256H113ZM137 257V256H135ZM145 257V258H143ZM40 258V257H38ZM119 258V257H118ZM152 258V257H151ZM44 259V258H43ZM117 259V256H116ZM120 259V258H119ZM26 262L25 264L29 261V256L28 254L26 255ZM56 260V259H55ZM96 262H98L97 260H95ZM100 261V259H99ZM114 261V260H113ZM117 261V260H116ZM41 262V261H39ZM115 262V261H114ZM141 262V263H142ZM148 262V261H147ZM100 263V262H99ZM55 264V263H54ZM97 264V263H96Z\"/></svg>",
	"mask_w": 264,
	"mask_h": 264
},
{
	"label": "trees",
	"instance_id": "trees-1",
	"mask_svg": "<svg viewBox=\"0 0 264 264\" xmlns=\"http://www.w3.org/2000/svg\"><path fill=\"white\" fill-rule=\"evenodd\" d=\"M129 1H132V0H129ZM191 1L192 3L195 4V7H194V11H192V8L191 7H188V8H185L184 11H178V13L176 14V18L177 19H168V18H165V17H162L164 18L165 20H168V21H171V22H174V23H182V19H186V18H189V17H196L198 19H201V21H204V23H211V21L215 20V19H221L223 17H225L227 14L224 10V5L220 6L219 4H216L214 6H209L207 4H200V1L201 0H189ZM223 1V0H221ZM233 2V4H236L238 3L240 0H231ZM231 16L234 15V13H231L230 14ZM159 16V15H157ZM181 20V21H180ZM238 22V20H233V23L232 24H236ZM203 23V24H204ZM189 25V24H188ZM191 26V25H189ZM198 29H202V30H205L207 32H210L209 29H206L204 28L203 25H197ZM244 27H236L235 29H231L229 31H224V32H232V33H238L239 31H241Z\"/></svg>",
	"mask_w": 264,
	"mask_h": 264
},
{
	"label": "water",
	"instance_id": "water-1",
	"mask_svg": "<svg viewBox=\"0 0 264 264\" xmlns=\"http://www.w3.org/2000/svg\"><path fill=\"white\" fill-rule=\"evenodd\" d=\"M242 222H241V220H232V221H230V220H225V221H222L221 222V228H220V230L222 231V232H224V231H231L232 229H234L235 227H237L239 224H241Z\"/></svg>",
	"mask_w": 264,
	"mask_h": 264
}]
</instances>
